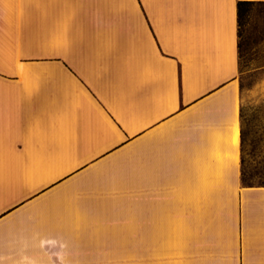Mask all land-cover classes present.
<instances>
[{
  "label": "crops",
  "instance_id": "1",
  "mask_svg": "<svg viewBox=\"0 0 264 264\" xmlns=\"http://www.w3.org/2000/svg\"><path fill=\"white\" fill-rule=\"evenodd\" d=\"M241 1L0 0V264H264Z\"/></svg>",
  "mask_w": 264,
  "mask_h": 264
},
{
  "label": "rangeland",
  "instance_id": "2",
  "mask_svg": "<svg viewBox=\"0 0 264 264\" xmlns=\"http://www.w3.org/2000/svg\"><path fill=\"white\" fill-rule=\"evenodd\" d=\"M239 45L240 74L237 82L240 88V107L244 114V130L247 133L244 159L249 173L257 166V161L251 160V152L264 151V147L256 145L264 127V113L256 112L264 103V6L254 5L246 9L240 27ZM250 182L259 184L264 180L253 178Z\"/></svg>",
  "mask_w": 264,
  "mask_h": 264
},
{
  "label": "trees",
  "instance_id": "3",
  "mask_svg": "<svg viewBox=\"0 0 264 264\" xmlns=\"http://www.w3.org/2000/svg\"><path fill=\"white\" fill-rule=\"evenodd\" d=\"M254 5H261L264 6V2H253V1H241L237 3V23H238V55H239V39H240V27L242 25V21L244 19V13L247 8L254 6ZM239 63H240V55H239ZM257 113H264V103L256 110ZM240 180L242 185L247 187L252 186H264V182L259 184H252L250 181L253 178H259L264 180V151H255L253 150L250 154L251 160L256 162L257 166H254L251 172L247 173L246 171V164L244 159V144L245 138L247 133L244 130V114L243 109L240 107ZM263 131L260 132L258 135L259 138L257 140L258 147H264V127L262 128Z\"/></svg>",
  "mask_w": 264,
  "mask_h": 264
}]
</instances>
